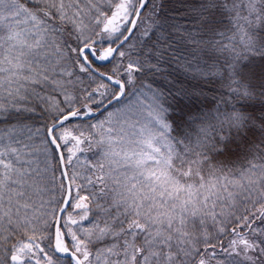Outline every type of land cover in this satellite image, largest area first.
I'll return each instance as SVG.
<instances>
[{"label":"snow or ice","instance_id":"6c2138e0","mask_svg":"<svg viewBox=\"0 0 264 264\" xmlns=\"http://www.w3.org/2000/svg\"><path fill=\"white\" fill-rule=\"evenodd\" d=\"M0 264H264V0H0Z\"/></svg>","mask_w":264,"mask_h":264}]
</instances>
